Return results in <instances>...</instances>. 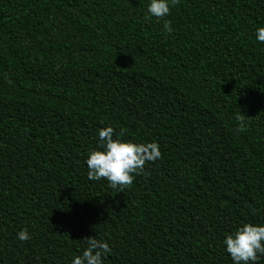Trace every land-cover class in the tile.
Segmentation results:
<instances>
[{"label": "trees", "instance_id": "1", "mask_svg": "<svg viewBox=\"0 0 264 264\" xmlns=\"http://www.w3.org/2000/svg\"><path fill=\"white\" fill-rule=\"evenodd\" d=\"M148 2L0 0V264L87 237L104 264H233L223 239L264 224V0ZM107 126L160 146L122 190L87 177Z\"/></svg>", "mask_w": 264, "mask_h": 264}, {"label": "clouds", "instance_id": "2", "mask_svg": "<svg viewBox=\"0 0 264 264\" xmlns=\"http://www.w3.org/2000/svg\"><path fill=\"white\" fill-rule=\"evenodd\" d=\"M178 2L179 0H149L148 17H167L170 8ZM163 30L167 33L173 31L170 21L165 20ZM255 39L264 43V26L255 30ZM237 120V130L244 131L247 126L244 116H238ZM123 135L121 130L114 137L111 126L99 130V146L91 150L85 160L90 181L104 179L111 188L122 190L132 183L136 174L143 171L146 162H155L161 158L160 146L155 140L136 143L123 139ZM16 238L23 242L30 239V234L26 228L20 229ZM84 241L86 247L80 255L72 257L71 264H104L106 254L111 251L109 244L95 237H87ZM222 243L233 264H258L261 257H264V224L243 223L228 234Z\"/></svg>", "mask_w": 264, "mask_h": 264}]
</instances>
